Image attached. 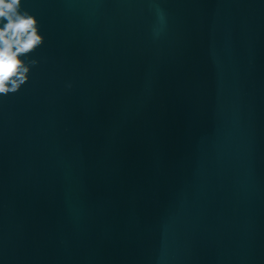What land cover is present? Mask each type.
<instances>
[{
  "label": "water",
  "instance_id": "water-1",
  "mask_svg": "<svg viewBox=\"0 0 264 264\" xmlns=\"http://www.w3.org/2000/svg\"><path fill=\"white\" fill-rule=\"evenodd\" d=\"M23 6L0 264H264V0Z\"/></svg>",
  "mask_w": 264,
  "mask_h": 264
},
{
  "label": "clouds",
  "instance_id": "clouds-1",
  "mask_svg": "<svg viewBox=\"0 0 264 264\" xmlns=\"http://www.w3.org/2000/svg\"><path fill=\"white\" fill-rule=\"evenodd\" d=\"M44 42L38 18L24 9L23 0H0V97L18 93L29 81L39 64L31 54Z\"/></svg>",
  "mask_w": 264,
  "mask_h": 264
}]
</instances>
